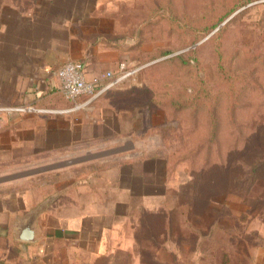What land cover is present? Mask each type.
<instances>
[{
	"label": "rangeland",
	"instance_id": "374dc122",
	"mask_svg": "<svg viewBox=\"0 0 264 264\" xmlns=\"http://www.w3.org/2000/svg\"><path fill=\"white\" fill-rule=\"evenodd\" d=\"M68 3L23 0L59 12ZM79 3L87 45L115 48L122 61L99 75L122 77L94 105L99 118L108 125L117 112L119 137L130 130L147 148L143 153L166 157L169 181L191 179L183 182L180 200L174 189L167 191L159 217L141 214L137 203L128 213L136 226L139 220L150 226L144 230L150 242L133 264H264V0ZM68 103L69 113L90 106ZM101 145L86 141L83 149L41 152L5 175L122 143ZM127 154L28 177L20 189L32 196L49 184L97 176L103 184V175L118 171Z\"/></svg>",
	"mask_w": 264,
	"mask_h": 264
},
{
	"label": "crops",
	"instance_id": "0c3cea01",
	"mask_svg": "<svg viewBox=\"0 0 264 264\" xmlns=\"http://www.w3.org/2000/svg\"><path fill=\"white\" fill-rule=\"evenodd\" d=\"M56 1L69 3L59 12L53 7L26 6L23 0H0V180L22 173L5 175L13 166L30 164L29 158L41 152L83 149L86 141L95 147H101V142H119L122 146L111 150L123 151L71 166L129 154L121 158L118 171L103 175V184L95 182L97 176L82 183L49 184L32 196L20 189L21 181L28 177L71 166L0 182V264H133L144 243L150 242L144 231L150 226L140 220L136 226L128 213L137 203L141 214L159 217L166 211L167 191L174 189L180 200L191 179L169 181L166 157L143 153L147 148L130 130L120 131L119 137L117 112L108 125L99 118L94 105L101 96L90 106L69 113L70 105L59 94L56 76L63 64L81 61L84 76L91 81L98 79L103 69H113L122 61L115 48L87 45L80 0L52 3ZM28 106L50 112L9 110ZM90 132L95 135L86 139ZM83 157L86 155L70 160ZM35 211L39 212L35 241L18 240L17 225Z\"/></svg>",
	"mask_w": 264,
	"mask_h": 264
},
{
	"label": "built area",
	"instance_id": "2783aa9c",
	"mask_svg": "<svg viewBox=\"0 0 264 264\" xmlns=\"http://www.w3.org/2000/svg\"><path fill=\"white\" fill-rule=\"evenodd\" d=\"M56 76L59 80V94L65 101L77 102L84 99L85 104L91 103L122 80V77L115 78L111 72H106L98 79L86 80L83 65L80 62L74 61L63 64L56 71ZM9 110L21 113L44 112V110L31 106L17 107Z\"/></svg>",
	"mask_w": 264,
	"mask_h": 264
},
{
	"label": "water",
	"instance_id": "95a60500",
	"mask_svg": "<svg viewBox=\"0 0 264 264\" xmlns=\"http://www.w3.org/2000/svg\"><path fill=\"white\" fill-rule=\"evenodd\" d=\"M123 150L120 149H116V150H110L107 152H103L97 155H92V156H86L83 158H79V159H75V160H70L68 162L62 163V164H58V165H52V166H48V167H43V168H38L35 170H30L27 172H22L19 174H15V175H11V176H7L6 178L0 180V182H8V181H12V180H16V179H20V178H24V177H28V176H32L35 174H39V173H43V172H47V171H51V170H55V169H59V168H63L66 166H71V165H75L78 163H83V162H87L93 159H97V158H101V157H106L109 155H113V154H117L119 152H122ZM38 211L33 212L27 219H25L23 222L19 223L16 227V238L20 241L23 242H34L36 237H37V232L35 231L34 225L36 223V219L38 216Z\"/></svg>",
	"mask_w": 264,
	"mask_h": 264
},
{
	"label": "trees",
	"instance_id": "16d2710c",
	"mask_svg": "<svg viewBox=\"0 0 264 264\" xmlns=\"http://www.w3.org/2000/svg\"><path fill=\"white\" fill-rule=\"evenodd\" d=\"M216 25H217V24H216ZM213 28H215V27L213 26L210 30H212ZM208 30H209V29H206L205 31L208 32ZM197 39H198V38H197ZM106 92H107V91H106ZM106 92H105V93H106Z\"/></svg>",
	"mask_w": 264,
	"mask_h": 264
}]
</instances>
